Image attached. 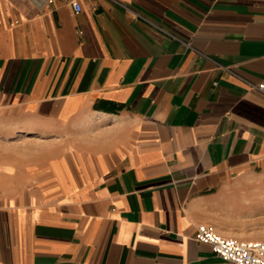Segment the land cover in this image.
Returning <instances> with one entry per match:
<instances>
[{
    "label": "crops",
    "instance_id": "1",
    "mask_svg": "<svg viewBox=\"0 0 264 264\" xmlns=\"http://www.w3.org/2000/svg\"><path fill=\"white\" fill-rule=\"evenodd\" d=\"M72 1L0 0V125L63 142L0 264H231L196 234L264 238V0Z\"/></svg>",
    "mask_w": 264,
    "mask_h": 264
},
{
    "label": "rangeland",
    "instance_id": "2",
    "mask_svg": "<svg viewBox=\"0 0 264 264\" xmlns=\"http://www.w3.org/2000/svg\"><path fill=\"white\" fill-rule=\"evenodd\" d=\"M1 126L3 137L0 139V206H26L37 189L36 185H33L35 181L32 180L37 172L33 167L43 157L56 156L54 154L63 142L54 138L21 142L18 138L21 133L15 134L16 131L9 130L8 125ZM31 202L33 203V199ZM212 226L223 236L242 239L234 234H225L216 226Z\"/></svg>",
    "mask_w": 264,
    "mask_h": 264
},
{
    "label": "built area",
    "instance_id": "3",
    "mask_svg": "<svg viewBox=\"0 0 264 264\" xmlns=\"http://www.w3.org/2000/svg\"><path fill=\"white\" fill-rule=\"evenodd\" d=\"M74 14L81 12L78 1L71 2ZM252 89L264 95V82L251 85ZM196 240L210 245L214 254L231 264H264V238L246 241L219 234L212 225H199Z\"/></svg>",
    "mask_w": 264,
    "mask_h": 264
},
{
    "label": "bare ground",
    "instance_id": "4",
    "mask_svg": "<svg viewBox=\"0 0 264 264\" xmlns=\"http://www.w3.org/2000/svg\"><path fill=\"white\" fill-rule=\"evenodd\" d=\"M36 1H38L39 3L41 2V0H36ZM22 138H23L25 141L29 140V139L26 138L25 136H22ZM31 140H32V139H31Z\"/></svg>",
    "mask_w": 264,
    "mask_h": 264
}]
</instances>
